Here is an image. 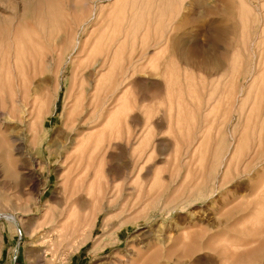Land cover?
Wrapping results in <instances>:
<instances>
[{
    "label": "rangeland",
    "instance_id": "obj_1",
    "mask_svg": "<svg viewBox=\"0 0 264 264\" xmlns=\"http://www.w3.org/2000/svg\"><path fill=\"white\" fill-rule=\"evenodd\" d=\"M10 19L0 264H264V0H0Z\"/></svg>",
    "mask_w": 264,
    "mask_h": 264
},
{
    "label": "bare ground",
    "instance_id": "obj_2",
    "mask_svg": "<svg viewBox=\"0 0 264 264\" xmlns=\"http://www.w3.org/2000/svg\"><path fill=\"white\" fill-rule=\"evenodd\" d=\"M14 18H17V17H14ZM6 20V19H5ZM14 20H17V19H14ZM13 19H10L9 21H8V24H6V22H4V21H2V24L0 25V50L2 51H0V53H1V55H0V66H3L4 64H7V65H10L11 63H14L15 62V60H13V59H10L11 57H10V54H11V50L13 49L14 50V48H16V46L17 47H19L20 48V46L22 45L21 43H22V41L20 42L19 41V39L16 37V33L18 32L17 31V27H16V25H17V23L18 24H20L21 23V21H20V18H19V21L17 20L16 22L17 23H15V21H14ZM21 20H22V18H21ZM7 21V20H6ZM24 21V20H23ZM15 23V24H14ZM28 25V24H27ZM19 26V25H18ZM26 27V26H25ZM222 30H224V28H215L214 29V32L217 34V33H219V31H222ZM24 31H27V29L26 30H24ZM23 31V32H24ZM25 34V33H24ZM27 35V34H26ZM24 38H26V37H24ZM5 39V40H4ZM28 39V38H27ZM4 42V43H3ZM6 43V44H5ZM28 43V42H27ZM24 44V43H23ZM25 45V44H24ZM26 46V45H25ZM22 47V46H21ZM2 48H3V50H2ZM29 48V47H28ZM5 49V50H4ZM23 50H24V47L22 48ZM6 51H7V54H6ZM15 52H16V50H15ZM22 52H24V51H22ZM10 53V54H9ZM15 64H13V66H14ZM226 68V67H225ZM213 69V68H212ZM222 69H224V67L222 68ZM95 70V69H94ZM90 72L89 73H91L92 71L91 70H89ZM216 72V71H215ZM214 72V73H215ZM219 72V71H218ZM89 77V76H88ZM88 77H87V80H90V79H88ZM84 78V77H83ZM12 87V86H11ZM13 88V87H12ZM35 91V90H34ZM263 92V91H262ZM250 147H252V148H247V149H249V150H247V154H246V157H247V155L249 156V161L251 160L252 161V159H250V158H253V160H259V158L261 159V156L262 157H264V148H263V145L260 147L259 145L256 147H253V146H250ZM185 153H186V155L188 154H190V152L188 151V150H186L185 151ZM246 153V152H245ZM256 158V159H255ZM248 161V160H247ZM254 161V162H255ZM249 163V162H248ZM244 164H245V162H244ZM247 166H249V167H247L245 170H247L248 168H250L251 167V165H248L247 164ZM263 167V166H262ZM264 168V167H263ZM244 170V171H245ZM259 170V169H258ZM264 170V169H263ZM262 170V171H263ZM202 171H204L203 169H202ZM215 171V170H214ZM250 172V171H249ZM202 173V172H201ZM238 173V172H237ZM256 173V172H255ZM261 173V172H260ZM203 176V175H202ZM251 177V176H250ZM264 179V178H263ZM193 186V185H192ZM254 186H255V184H254ZM253 186V187H254ZM257 186V185H256ZM262 186V185H261ZM258 187V186H257ZM207 192H208V190L202 185L198 190H196V192H195V195L193 196V195H191L190 193L189 194H187L186 195V198H185V200L184 201H191V200H194V199H199V198H203L206 194H207ZM198 215V214H197ZM199 216V215H198ZM205 216H207V215H205ZM197 218V217H196ZM203 218H207V217H204V215L203 216H199L198 217V220H201V219H203ZM210 218V217H209ZM209 218L207 219V220H209ZM210 220H212V218H210ZM202 221V220H201ZM213 227H215V225H212V228ZM113 258V257H112ZM110 259V260H108V261H106V263L105 264H123V262H121V259L120 258H117L116 257V259ZM104 263V262H103Z\"/></svg>",
    "mask_w": 264,
    "mask_h": 264
}]
</instances>
